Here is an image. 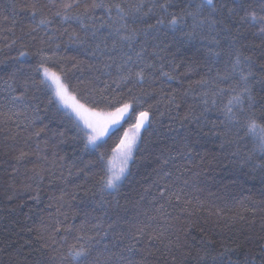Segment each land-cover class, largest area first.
<instances>
[{"label": "snow or ice", "instance_id": "obj_1", "mask_svg": "<svg viewBox=\"0 0 264 264\" xmlns=\"http://www.w3.org/2000/svg\"><path fill=\"white\" fill-rule=\"evenodd\" d=\"M11 8L12 27L7 31L12 39L5 47L16 48L18 57L33 56L35 63H30L27 71L13 68L2 81L0 90L5 95L0 97V122L16 118V127L23 125L28 131L22 142L19 133L12 137L18 143L10 151L16 165H32L26 168L22 184L24 191L34 193L31 199L39 201L42 182L53 174L55 164V153L50 161L48 142L41 139L45 128L35 127L42 103L37 92L43 93L44 110H52L51 118L73 133L72 138L83 145L82 151L96 157L90 164L99 169L93 173L99 193L118 191L130 174V163L153 123L154 109L158 111L160 105L179 109L188 97L192 103L183 120L195 128L183 137L186 148L194 149L208 135L203 128L211 124L210 132L220 138L221 148L236 146L233 156H240L241 144L251 145L243 155L244 162L264 172V0H29L20 9L29 23L21 27L19 36L14 31L20 14L15 0ZM169 36L180 46L199 42L205 51L204 71L194 80L185 73L188 84L184 87L180 80L183 91L179 95L165 87L178 79L164 70L161 56L169 50ZM64 42L86 60L60 56ZM257 48L259 63L246 54ZM67 62H71V69ZM85 66L89 79L74 83L70 73L83 71ZM187 71L195 69L189 65ZM149 99L155 104L148 103ZM211 112L217 113L215 121L208 119ZM18 171L14 166L12 172ZM157 175L155 194L146 190L152 196L149 210L138 213L143 220L122 232L118 243L105 240L116 232L119 219L105 226L104 218L96 217L93 223L85 211L79 226L69 224L68 213L62 211L69 203L64 200L68 193L62 191L55 213L41 218L35 229L21 225L0 245V255L12 249L8 264H145L147 255L153 254L151 248L159 244L161 255L170 256L172 264H183L187 259L195 264H240L238 258H232L236 251L232 238L217 245L201 229L198 244L195 237L189 239L193 227L190 218L204 207L203 202L188 198V179L181 185L182 176L163 169ZM75 198L73 193L71 199ZM223 211L217 209L214 214L226 227L247 222L239 211L230 216L222 215ZM72 215L75 218L78 213ZM255 223L253 219L250 226ZM33 232L34 236L25 238L24 234ZM145 239L151 247H139ZM245 240L259 251H250L243 264H264V236L255 241L245 236Z\"/></svg>", "mask_w": 264, "mask_h": 264}, {"label": "trees", "instance_id": "obj_2", "mask_svg": "<svg viewBox=\"0 0 264 264\" xmlns=\"http://www.w3.org/2000/svg\"><path fill=\"white\" fill-rule=\"evenodd\" d=\"M13 2L14 0H0V49H3L0 52V88H2V81L7 79L8 73L13 68L20 67L27 71L29 64L35 63L33 56L18 57L16 48L10 50L5 47V44L12 39V34L7 29L12 27L11 5ZM27 2L29 0H15L16 11L20 13L16 16L14 28L16 36L21 34V27L29 23L27 17L20 12L23 4ZM41 2L43 3L44 0ZM5 16L8 17L7 20L3 19ZM167 42L169 50L161 53L164 57V70L172 72L178 79L172 81L170 87L168 85L165 87L168 91L175 89L179 95L183 91L180 80L183 81L184 87L188 84L185 73L194 80L199 78L198 72L204 71L205 51L199 42L180 46L171 36L167 38ZM36 46H39L38 42ZM149 51L153 49L149 48ZM259 51L257 48L256 52L246 54L252 55L253 59L259 63ZM58 54L65 58L76 56L77 59L86 60L83 55L75 51L74 46L66 42L61 43ZM189 65L193 66L195 71L188 72ZM66 66L71 69V62H67ZM70 75L74 77V83L77 80L87 82L90 73L85 66L83 71L72 70ZM99 86L103 87V84ZM259 91L257 85L256 92L259 94ZM3 95L5 93L0 90V97ZM36 95L42 103L35 127L45 128L41 139L48 142L47 155L50 161L53 160V153H55L53 174L45 176L39 201L31 199L34 193L24 191L22 184L25 182L26 168H31L32 165L31 163L16 165L10 151L13 145L18 143L12 137L19 133L20 142H22V139L28 135V131L23 125L20 128L16 127L14 122L16 118L7 123L0 122V245L5 244L9 235L18 231L21 225L26 224L35 229L41 218L47 219L49 213H55L62 191L68 193L64 200L69 203H65L62 211L68 213L69 224L79 226L84 219L85 211L90 214L89 219L93 223L96 217L104 218L105 226L119 219L116 232L110 233L105 240V243L109 241L118 243L122 232H125L137 220H143L144 217L138 213L149 210L148 202L152 199L146 190L155 194V181L159 178L157 172L163 169L172 172L174 176H182L181 185L183 179H188L190 183L186 189L188 198L203 202L204 207L196 210L190 218L193 224V227L189 229L190 240L191 237H195L198 244L202 235L201 229L204 230L203 235L214 240L217 245L232 238L236 241L231 245L236 249L232 258L233 260L238 258L240 264H243L245 256L250 251H259L258 246L245 240V236H251L253 241L264 236V231H261V217H264V172L254 170L244 162L243 155L250 151L251 145L241 144L240 156H233L236 146L225 145L221 148L220 138L210 132L211 124L203 128V132L208 135L204 136L194 149L185 147L183 137L190 129L195 128L194 124L183 120L188 105L192 103L191 97L186 98L187 103H182L179 109L169 110L164 105H160L158 111L154 109L153 123L149 131L144 134L145 140L141 150L135 154V159L130 163V174L118 191L108 194L99 193L94 187L93 173L98 172L99 169L92 167L90 162H94L96 157L82 151L83 145L72 138L73 133L68 131L59 120L51 118L50 108L48 111L44 110L46 100L43 93L37 92ZM257 98L259 99V95ZM155 102L154 99L148 100V103L155 104ZM216 118L217 113L208 114V119L215 121ZM61 132L64 133L63 136L60 135ZM32 146L34 148L35 141L32 142ZM43 146L41 143V147ZM29 159L34 160L35 157H29ZM165 160L168 161L167 164L163 163ZM14 166L19 168L16 173L12 172ZM76 185L81 187L77 189ZM73 193L75 199H71ZM101 197H103V203H101ZM217 209H223L224 216H230L239 211L247 222L240 221L226 227L223 220L218 219L214 214ZM73 213L78 215L73 218ZM253 219L256 223L250 226ZM24 235L28 238L34 236L35 232ZM114 236L116 239H113ZM145 246L151 247L146 239L139 247ZM157 248L160 250L157 251ZM11 251L12 249H8L6 253L0 255V260H3L4 264H8V252ZM151 251L152 255L145 253L147 255L145 264H165V259L168 264H172L170 256L165 258L161 255L163 252L161 245L157 244L156 247L151 248ZM183 264H195V261L187 259L183 261Z\"/></svg>", "mask_w": 264, "mask_h": 264}]
</instances>
